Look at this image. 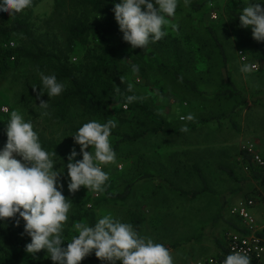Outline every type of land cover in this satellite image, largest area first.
<instances>
[{
    "label": "rangeland",
    "instance_id": "obj_1",
    "mask_svg": "<svg viewBox=\"0 0 264 264\" xmlns=\"http://www.w3.org/2000/svg\"><path fill=\"white\" fill-rule=\"evenodd\" d=\"M79 1L43 0L38 6L25 9L14 17L32 24L31 40L42 51L61 53L67 57L66 61L75 64L83 57L84 50L74 49L73 53L66 50L64 28L73 18L79 17ZM203 1L189 0L186 6L185 0H178L176 14L172 18V22L179 25L178 32L166 27L164 30L168 34L161 41L149 43L145 48L148 52L155 51L161 60L170 65L175 63L178 49L185 66V75L196 83L201 94L193 93L159 70H149L145 76L133 72L134 64L128 52H122L121 55L127 78L135 91L166 120L178 123L181 127L186 125L190 129L187 133L180 132L174 138L148 133L135 143L119 142L125 134L141 132L137 131L138 123L133 119V113L120 106L91 114L83 113L75 106L65 122H58L57 114L50 106L62 97L64 91L59 96L49 98L47 90H42L44 95L40 99L49 103L47 111L50 113L42 116L43 110L38 107L40 100L33 89L35 83L39 80L42 82L41 72L52 74L50 69L28 58L14 65L0 80V122L9 121L11 111L18 110L25 121H32L34 131L38 133L46 151L55 146L69 155L75 147L79 153L80 146L72 138L76 134L74 128L91 120L106 123L111 119L117 122L109 138L116 153V162L100 166L113 180L118 191L129 183H135L127 202L97 205L103 193L88 191L84 187L75 194L69 193V178L67 169H64L67 162L53 158L58 170L61 173L64 171L60 180L63 195L73 203L63 233V247L73 236L78 235L72 230L71 222L78 207L95 211L97 219L101 214L111 213L126 223H130V213L136 212L145 218L141 235L171 249L174 264H196L198 260L222 251L224 236L231 230L230 222L234 220L232 208L240 200L247 199V196H264V182L254 181L238 161L240 147L247 142H254L255 148L264 158V42L253 40L251 29L241 28L239 18L228 14L229 9L240 14L251 0H212L203 13L190 11L192 3ZM261 2L264 3V0ZM12 18L0 12V23H7ZM208 27L214 28L224 45L227 70L223 67ZM10 43L17 45L16 40ZM10 43L7 45L12 47ZM23 44L28 50L36 51L26 39ZM239 51L246 53L250 63L258 65V70L242 73ZM228 77L241 92V97L213 98L220 86L228 81ZM243 97L247 104L239 105ZM5 108L8 111H4ZM188 114L194 115L195 119H180ZM6 141L0 142V151ZM76 159L80 160L82 156L78 155ZM193 165L201 168L208 189L191 199L181 196L176 190L192 192L204 188ZM220 166L232 169L236 177L227 175ZM4 222L12 224V220ZM19 229L24 232L22 220ZM24 237L30 238L27 234ZM31 258L33 255L25 252L21 264H26ZM44 259L53 263L46 251ZM81 264L106 262L82 260Z\"/></svg>",
    "mask_w": 264,
    "mask_h": 264
},
{
    "label": "clouds",
    "instance_id": "obj_2",
    "mask_svg": "<svg viewBox=\"0 0 264 264\" xmlns=\"http://www.w3.org/2000/svg\"><path fill=\"white\" fill-rule=\"evenodd\" d=\"M188 3L189 0H185L186 6ZM32 6L33 0H0V12L11 18ZM177 7L178 0H121L114 5L113 12L123 41L133 49H145L149 43L161 41L168 34L164 30L166 27L178 32L179 25L172 22ZM239 22L241 28L251 29L253 40L264 42V3L261 0H251L243 7ZM238 54L242 60L248 59L246 53ZM257 67L256 63H244L240 71L251 73ZM132 70L139 71L136 65ZM40 79L49 98L61 95L66 88L54 74L41 72ZM120 80L124 82L123 78ZM115 91L120 93V88L116 86ZM127 91H133L131 83L127 85ZM43 95L37 92L38 107L43 110L42 116H48L49 103L40 99ZM139 99L141 97L135 95L126 96L125 108ZM180 119L193 121L195 117L188 114ZM116 127L115 120L106 123L91 120L72 136L74 143L80 146V152L73 147L64 164L69 193L75 194L81 187L96 193L106 190L109 175L100 165L116 162L109 139ZM189 130L186 125L180 129L183 133ZM6 136V144L0 151V220H15L16 227L20 226L21 220L24 222L22 235L31 238L25 245L27 253L35 256L44 250L53 264H81L93 251L95 257L106 264H174L171 249L140 235L132 224L122 222L111 213L101 214L92 225L74 222L72 230L78 235L63 247V233L73 203L63 195L60 180L64 171L61 173L56 167L53 159L56 152L49 153L42 147L32 121H25L18 110L10 113ZM78 155L82 159L77 160ZM222 264H251V257L243 250H233Z\"/></svg>",
    "mask_w": 264,
    "mask_h": 264
},
{
    "label": "trees",
    "instance_id": "obj_3",
    "mask_svg": "<svg viewBox=\"0 0 264 264\" xmlns=\"http://www.w3.org/2000/svg\"><path fill=\"white\" fill-rule=\"evenodd\" d=\"M43 0H33L34 8ZM212 0H204L203 2H194L190 5L192 13H203ZM121 0H80L81 12L79 17L73 18L71 22L64 28L66 50L74 52V49L84 50L83 57L75 64L66 61L67 57L61 53H47L42 51L36 43L31 40L32 24L25 19L14 17L9 19L7 23H0V80L4 78L13 68L21 62L22 59L28 58L31 61L40 64L44 68H48L51 74L57 77V80L64 82L66 88L63 95L50 108L56 112L58 122H65L73 107H79L83 113L91 114L105 112L113 107L120 106L124 108L128 95H135L141 99L128 104L127 108L133 113V119L138 123L137 127L141 132H134L132 135L125 134L119 142L135 143L146 134H162L167 138H174L181 131V125L173 123L154 111L151 105L133 88L132 92L127 91V85L130 83L127 78V71L122 65V52L127 51L132 62L139 69V73L145 76L149 70H159L162 73L171 76L175 81L190 89L193 93L201 94L195 82L185 75V66L181 59L178 49L175 52V63L166 64L159 58L155 51L148 52L146 49H133L131 45L123 41V34L119 30V26L115 21L113 7ZM28 8V9H31ZM228 14L239 18L238 13L228 10ZM208 33L214 42L219 55L223 61V67L227 70L228 59L227 54L219 36L213 27H208ZM25 39L30 47L36 51L28 50L25 47ZM12 40L17 41V45L10 47ZM205 63V60H202ZM120 78L124 82L121 83ZM222 84L219 90L213 95L215 99L222 100L234 96L241 97V92L237 90L230 78ZM120 88V93L115 88ZM34 93L42 92V82L35 83ZM239 105H246L245 97L241 98ZM9 121L0 122V142L7 139L6 128ZM2 125V127H1ZM79 127L74 128L77 132ZM56 152L57 158L66 162L68 154L62 152L58 147L48 149L49 153ZM243 157L245 165H249L248 171L240 163L242 169L249 173L254 181L264 182V168L254 166L252 159L247 154H238ZM237 156V158H238ZM54 158V157H53ZM232 178L236 175L232 169L226 166L219 167ZM193 169L202 181L204 188L198 191L187 192L181 189L176 191L186 198H196L198 195L207 191V181L199 166L193 165ZM135 183L127 184L123 190L118 191L115 188L112 179L106 182V190L97 200V205L123 204L132 196ZM255 197V198H254ZM247 199L264 200V196H247ZM230 222L232 230H240L238 219L234 216ZM77 221H84L90 225L97 221L95 211H86L78 207L75 214L71 218L72 224ZM145 218L136 212L130 213V223L141 235ZM13 228V230H11ZM31 238H25L22 230L15 226V220L12 224H7L0 220V264H21V259L25 255V245L30 243ZM224 250V243L222 246ZM221 253V252H220ZM216 254L214 257L218 256ZM45 251L36 253L33 258L28 259L26 264H53L44 259ZM83 260L91 263L99 262L92 254Z\"/></svg>",
    "mask_w": 264,
    "mask_h": 264
},
{
    "label": "built area",
    "instance_id": "obj_4",
    "mask_svg": "<svg viewBox=\"0 0 264 264\" xmlns=\"http://www.w3.org/2000/svg\"><path fill=\"white\" fill-rule=\"evenodd\" d=\"M214 17L216 18V15ZM10 45L14 46L13 43ZM240 61L242 64L250 63L249 58L245 61L241 56ZM255 146L254 142L242 144L241 154L249 155L254 166L263 167L264 158ZM238 161L245 167V171L249 170V165L244 164L242 156H239ZM231 215L238 219L240 230H228L224 236V250L218 256L198 260L196 264H222L233 250H243L247 253L251 257V264H264V200L242 199L232 208Z\"/></svg>",
    "mask_w": 264,
    "mask_h": 264
}]
</instances>
